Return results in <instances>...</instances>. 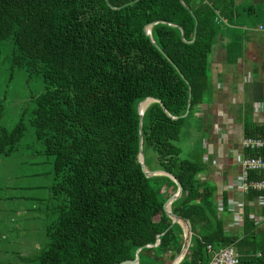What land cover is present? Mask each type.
I'll use <instances>...</instances> for the list:
<instances>
[{
  "label": "trees",
  "instance_id": "trees-1",
  "mask_svg": "<svg viewBox=\"0 0 264 264\" xmlns=\"http://www.w3.org/2000/svg\"><path fill=\"white\" fill-rule=\"evenodd\" d=\"M239 15L234 0H0V41L12 40V64L47 84L13 129L0 126V155L20 151L29 131L37 152L53 157L57 202L46 216V243L17 251V264H119L140 248V264H171L185 237L163 203L177 185L166 175L146 176L138 161L137 105L147 96L177 117L151 102L142 147L149 170H166L183 187L171 208L190 222L191 238L178 264H209L213 250L229 245L238 264H264V205L246 202L242 223L232 225L230 192L220 212L215 187L199 178L203 161L183 157L176 143L209 90L219 16L232 24ZM153 22L159 47L144 29ZM239 41L231 43L233 54H240ZM244 136L264 137V122L246 123ZM148 148L157 167L149 165ZM249 178H264V171ZM259 194L250 191L246 201ZM252 212L262 220L250 219Z\"/></svg>",
  "mask_w": 264,
  "mask_h": 264
},
{
  "label": "crops",
  "instance_id": "crops-1",
  "mask_svg": "<svg viewBox=\"0 0 264 264\" xmlns=\"http://www.w3.org/2000/svg\"><path fill=\"white\" fill-rule=\"evenodd\" d=\"M234 3L238 22H224L209 55V90L191 118L203 134L200 156L206 168L199 178L215 187L217 200L241 173L245 124L264 122V0ZM238 37L234 48L240 54H233L231 43ZM256 105L259 111H254Z\"/></svg>",
  "mask_w": 264,
  "mask_h": 264
},
{
  "label": "rangeland",
  "instance_id": "rangeland-1",
  "mask_svg": "<svg viewBox=\"0 0 264 264\" xmlns=\"http://www.w3.org/2000/svg\"><path fill=\"white\" fill-rule=\"evenodd\" d=\"M13 49L11 39L0 41V126L8 130L30 111L32 99L47 87L41 75L12 64ZM202 136L197 122L190 120L176 141L183 157L202 160ZM22 145L16 153L0 155V264H17V251L24 253L32 244L40 248L46 243V216L57 203L51 193L53 157L37 152L39 146L29 131ZM146 156L149 165L157 167L152 149H146Z\"/></svg>",
  "mask_w": 264,
  "mask_h": 264
},
{
  "label": "built area",
  "instance_id": "built-area-1",
  "mask_svg": "<svg viewBox=\"0 0 264 264\" xmlns=\"http://www.w3.org/2000/svg\"><path fill=\"white\" fill-rule=\"evenodd\" d=\"M219 20L225 22L222 17H220ZM260 107V105H256L254 111H259ZM241 144L244 151V153H242L238 158V163L241 167V173L231 183L226 185V189L231 194L227 203L228 208L231 211V224L234 226L242 223L246 202L248 206L254 208H261L264 205V197L262 194H259L255 198L246 201L247 194L250 191L264 192V178H249V173L252 171H257L258 173H262L264 171V155H246V151L248 150L264 149V137L244 136L241 140ZM224 206L225 204L223 198H218L217 208L220 212L223 211ZM249 217L253 220H262V216H259L255 212L250 213ZM209 248L211 249L210 246ZM238 262V251L232 245H229L218 248L217 250H213V255L209 264H238Z\"/></svg>",
  "mask_w": 264,
  "mask_h": 264
},
{
  "label": "water",
  "instance_id": "water-1",
  "mask_svg": "<svg viewBox=\"0 0 264 264\" xmlns=\"http://www.w3.org/2000/svg\"><path fill=\"white\" fill-rule=\"evenodd\" d=\"M154 24L153 23H150L148 25H146L144 27L146 33L150 36L152 42L157 46V43L154 41L153 37H152V32H151V27L152 25ZM183 35V33H182ZM195 39V37H193L192 41ZM191 96H192V90H191V87H190V90H189V100H188V105H187V109L185 111V113L182 115V117H185L189 111H190V105H191ZM153 101H157L161 104V106L163 107V109L167 112L166 110V107H165V104L161 101V99L159 98H155L153 96H147L145 97L143 100H141L138 105H137V110H138V114H139V132H140V149H139V154H138V161L141 165V168L143 170V172L145 173L146 176L148 177H151V176H156V175H166L168 177H170L177 185V191L170 195L166 200L165 202L163 203V208L166 212V214L172 218V221L173 223L174 222H178L182 228H183V231H184V243H183V246H182V249L181 251L175 256L174 260L171 262V264H178L182 258L184 257L187 249H188V246H189V243H190V238H191V225H190V222L173 213L172 212V208H171V204L174 200L178 199L181 195H182V192H183V187L180 183V181L170 172L166 171V170H163V169H153V170H149L146 165H145V154H144V151H143V147H142V144H143V132H142V122H143V117H144V112L145 110H141L140 107L141 105H143L144 107H148L149 104ZM145 108V109H146ZM168 113V112H167ZM169 114V113H168ZM170 115V114H169ZM172 118H177L176 116H172L170 115ZM160 242V239L158 238L156 243H154L153 245H158ZM149 246L151 244H148ZM141 250L138 249L136 251V256L134 259H127V260H124L122 261L121 263L119 264H140L139 262V255H138V252Z\"/></svg>",
  "mask_w": 264,
  "mask_h": 264
},
{
  "label": "bare ground",
  "instance_id": "bare-ground-1",
  "mask_svg": "<svg viewBox=\"0 0 264 264\" xmlns=\"http://www.w3.org/2000/svg\"><path fill=\"white\" fill-rule=\"evenodd\" d=\"M145 108L146 107H144L143 105H141V107H140V109L143 110V111L145 110Z\"/></svg>",
  "mask_w": 264,
  "mask_h": 264
}]
</instances>
